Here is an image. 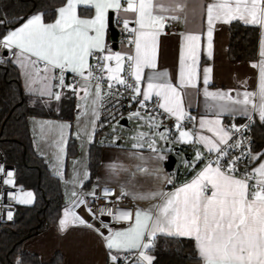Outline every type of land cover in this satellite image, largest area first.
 Instances as JSON below:
<instances>
[{
    "label": "snow or ice",
    "instance_id": "obj_1",
    "mask_svg": "<svg viewBox=\"0 0 264 264\" xmlns=\"http://www.w3.org/2000/svg\"><path fill=\"white\" fill-rule=\"evenodd\" d=\"M234 22L259 34L251 89L247 79L237 88L212 83L214 33ZM113 23L126 34L119 50L107 41ZM177 24L173 76L159 66L158 50L160 36ZM0 64L18 72L26 107L52 110L55 102L59 113L62 98H75V131L70 120L28 117L34 146L64 186L59 233L87 229L103 264H160V244L168 242L186 244L182 259L190 264H264V144L248 135L264 127V0H62L28 12L0 0ZM70 138L82 155L68 171ZM96 144L124 149L127 162L115 157L93 180ZM178 145L194 152L183 160L190 176L179 184L166 171ZM0 183L19 187L15 170L2 163ZM0 198L12 221V202L31 205L35 195L21 188ZM13 264L66 260L18 251Z\"/></svg>",
    "mask_w": 264,
    "mask_h": 264
},
{
    "label": "trees",
    "instance_id": "obj_2",
    "mask_svg": "<svg viewBox=\"0 0 264 264\" xmlns=\"http://www.w3.org/2000/svg\"><path fill=\"white\" fill-rule=\"evenodd\" d=\"M18 10L28 12L33 4L45 11L59 6L62 0H13ZM229 43L227 58L231 62H250L256 59L258 32L237 22L228 27ZM22 88L18 72L13 66L0 64V148L6 161L15 170L18 188L32 191L34 203L16 207V219L11 225L0 226V264H13L18 251H23L25 242L54 226L63 207L60 182L51 174L47 165L33 147L28 127L29 114L51 119L71 121L74 115L73 98H62L59 113L53 109L26 107L21 100ZM261 126L252 128L256 145L262 144ZM99 146L92 149L90 166L93 177L99 162ZM182 249L177 253V249ZM24 252V251H23ZM27 253V252H26ZM31 256L33 253H28ZM189 254L186 244L161 243L158 253L160 264H190L182 259ZM57 255V254H56ZM37 259L38 256L35 255ZM60 256V255H57Z\"/></svg>",
    "mask_w": 264,
    "mask_h": 264
},
{
    "label": "crops",
    "instance_id": "obj_3",
    "mask_svg": "<svg viewBox=\"0 0 264 264\" xmlns=\"http://www.w3.org/2000/svg\"><path fill=\"white\" fill-rule=\"evenodd\" d=\"M208 2V0H205ZM229 25H218L217 31L214 33V57L212 60H208L207 63L212 65L213 67V86L218 88H237L241 87L239 81L247 79L249 88H253L255 86L256 79V69L250 67V62H231L227 58V47L229 43ZM117 26L113 23L108 31L107 41L109 46L113 47L115 50H119L122 47V44L116 43L113 40L114 35L112 34V29L116 30ZM183 28L181 25L177 24L174 28L170 27L168 32L170 34H163L160 36L159 40V50H158V64L161 68L169 70V72L174 76L178 70L179 64V44H180V36L179 32L182 31ZM259 40V37H258ZM256 59H258V46H257V55ZM205 58L202 57L201 67L204 66ZM20 80V79H19ZM21 88L22 83L20 81ZM23 90V89H22ZM74 108H75V98L73 97ZM195 114V113H194ZM74 115L71 119L73 123V131H75V121ZM44 118V117H40ZM51 119V118H46ZM56 120V119H53ZM239 122V120H237ZM130 126V125H127ZM28 127L31 133V138L33 142V133L31 124L28 119ZM106 133L109 131V127L106 128ZM263 137L262 144H264V127H262ZM102 132V131H101ZM98 132L97 140L103 138ZM106 135V134H105ZM104 135V137H105ZM38 143L41 144V150L47 151L43 149L42 142L38 140ZM99 146V162L97 166L96 173L93 177L95 180L96 176L102 175L104 168V163L109 162L115 157H119L120 160L127 162V158L125 156L124 149H116V148H107ZM34 150L36 154L43 159L45 164L47 165L51 174H53L49 164L46 163L47 157L43 156L38 152L37 147L34 146ZM181 149L180 156L177 157L176 165L179 163L178 169L175 172L168 171L176 177V182L179 184L185 178L190 176V169H186L183 164V154H188V159L191 160L194 156L193 146L192 145H178ZM68 152V171L71 169V159L73 157H79L82 155L80 144L74 138H70L67 145ZM171 154V153H169ZM51 154L49 153V156ZM180 160L178 161V159ZM175 165V167H176ZM174 167V168H175ZM167 171V170H166ZM171 187L170 185L168 186ZM61 190V198L63 206L65 204V195H64V186L60 183ZM81 215L87 218V213L83 210H79ZM61 215V213H60ZM58 222V221H57ZM24 252L34 253L40 258L44 257L45 261H47L53 254L60 255L65 258L66 264H103L104 256L103 252L100 249L98 242L95 237L85 228L70 226L69 229L61 234L57 231V223L46 230L45 232L37 235L36 237L28 240L23 244L22 247Z\"/></svg>",
    "mask_w": 264,
    "mask_h": 264
},
{
    "label": "built area",
    "instance_id": "obj_4",
    "mask_svg": "<svg viewBox=\"0 0 264 264\" xmlns=\"http://www.w3.org/2000/svg\"><path fill=\"white\" fill-rule=\"evenodd\" d=\"M116 30H117V43L122 44L121 42L124 40L126 34H123L120 31L118 26H117ZM105 127H107V126H105ZM103 129H99L98 132H101ZM248 135H251V137L253 138L252 130L250 133H248ZM253 140H254V138H253ZM0 163H2L6 169H14V167L6 161V158H5L4 153L2 152L1 148H0ZM9 190L16 191V190H19V188L10 189V188H8V186H5L2 183H0V193H5ZM7 203H8V201L6 198H0V226L1 225H11L15 222V219H16V207L18 204H16L15 202H12V211L14 213L13 220L8 221L6 219V215H5L6 211L8 210L5 206Z\"/></svg>",
    "mask_w": 264,
    "mask_h": 264
},
{
    "label": "water",
    "instance_id": "obj_5",
    "mask_svg": "<svg viewBox=\"0 0 264 264\" xmlns=\"http://www.w3.org/2000/svg\"><path fill=\"white\" fill-rule=\"evenodd\" d=\"M112 32H113L112 34L114 35L113 40H114V42L117 43V30H115V29L113 30L112 29ZM169 156H170V159L168 161H166V165H167L166 170L167 171H172L174 169L175 165H176L178 156L176 155L175 152L169 154ZM183 158L184 159H188V154H183Z\"/></svg>",
    "mask_w": 264,
    "mask_h": 264
},
{
    "label": "rangeland",
    "instance_id": "obj_6",
    "mask_svg": "<svg viewBox=\"0 0 264 264\" xmlns=\"http://www.w3.org/2000/svg\"><path fill=\"white\" fill-rule=\"evenodd\" d=\"M106 128V127H105ZM103 129L102 132L100 133L102 135V137H104V135L106 134V129ZM173 153V152H172ZM180 160V158L178 159V161ZM179 163L176 165V167L174 168L173 172L176 173L177 169H178ZM20 190V189H19ZM23 191H28V190H23ZM20 205V204H19ZM20 206H28V205H20Z\"/></svg>",
    "mask_w": 264,
    "mask_h": 264
}]
</instances>
